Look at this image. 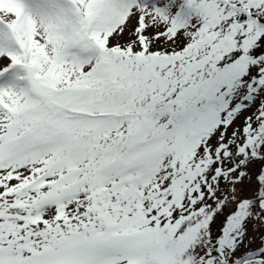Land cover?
Here are the masks:
<instances>
[{
  "label": "snow or ice",
  "instance_id": "6c2138e0",
  "mask_svg": "<svg viewBox=\"0 0 264 264\" xmlns=\"http://www.w3.org/2000/svg\"><path fill=\"white\" fill-rule=\"evenodd\" d=\"M0 264H264V0H0Z\"/></svg>",
  "mask_w": 264,
  "mask_h": 264
}]
</instances>
